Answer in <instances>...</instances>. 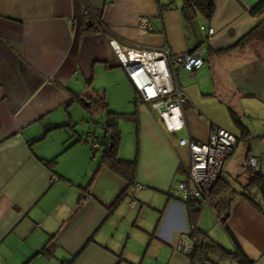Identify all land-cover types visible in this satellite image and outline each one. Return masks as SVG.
<instances>
[{"label": "crops", "instance_id": "obj_1", "mask_svg": "<svg viewBox=\"0 0 264 264\" xmlns=\"http://www.w3.org/2000/svg\"><path fill=\"white\" fill-rule=\"evenodd\" d=\"M258 1L216 0L213 18L193 28L184 20L183 0H0V264H190L180 244L192 241L194 226L236 247L207 200L192 212L172 194L176 175L188 164L177 154L186 147L189 155L179 144L186 131H167L147 102L136 104L142 115L137 180L144 187L132 188L110 211L128 182L109 167L99 168L98 152L86 141L95 125L81 103L69 100L97 89L105 91L111 108L126 105L132 91L111 37L127 50L168 44L179 53L199 47L203 66L178 75L189 96L186 129L201 141L213 125L239 137L233 107L250 133L242 147L237 142L223 172L242 173L248 154L264 171V42L235 45L264 17L250 11ZM87 3L101 15L103 30L87 25ZM142 17L151 23L147 32L140 29ZM68 122L75 126L62 125ZM122 144L120 156L133 158ZM150 146L155 159L163 153L165 161L159 168L151 158L153 172L145 170ZM228 225L252 263L264 264V212L238 196ZM48 241L49 252L37 253Z\"/></svg>", "mask_w": 264, "mask_h": 264}, {"label": "trees", "instance_id": "obj_2", "mask_svg": "<svg viewBox=\"0 0 264 264\" xmlns=\"http://www.w3.org/2000/svg\"><path fill=\"white\" fill-rule=\"evenodd\" d=\"M93 10L94 15L91 12L84 14L86 19L85 21L87 22V25H99L101 26V30H103L105 23L103 22L101 15L94 8ZM215 10L216 0H183V4L181 6L184 20L193 28L198 22H209L213 18ZM250 11L254 15H263L264 0L258 1L250 9ZM252 42H264V17L248 33L242 36L235 45L240 46ZM107 64L110 67L116 66V64L112 62H108ZM91 80L92 79L90 78L89 82ZM69 101H78L81 103L87 110L89 120L93 121L95 125V129L88 133L86 141L90 143L94 153L101 151L99 168L103 166L109 167L114 172L125 178L128 182L127 187L110 206V211H112L125 195L132 194V188H135L136 183L139 182L137 178L141 150L139 151L138 149L136 156L133 158H123L119 154L122 142V130L120 127L121 119L125 118L134 120V122L136 121L138 131L141 133V116L139 110L132 112H118L110 107L105 91L97 89H91V92L87 93H74ZM135 102L137 103L136 98ZM230 114L233 121L241 130L239 137L237 136L238 142V138H246L248 136L250 129L240 113L233 107H230ZM62 125H71L72 127L75 126L69 122ZM97 128H100L101 130L98 132ZM58 157L59 155L51 159H47V164L52 162L56 163L58 161ZM97 171L89 184L84 187L86 190H90L92 188L93 179H95ZM228 175L229 174L222 172L211 190L210 200L208 202L213 208L216 217L233 237L236 247L234 249H229L216 241L202 228L194 226L191 228L189 234L192 240L191 242L193 243V249L188 253L190 256V264H207L209 261H214L219 264L220 261L225 260L236 261L240 264H253L252 260L246 255L238 240L234 237V234L228 225V219L231 214L233 202L238 196L246 197L256 207L264 212V171L254 167L252 164V158L250 157V154H248L244 162L243 172L235 175L230 174V177ZM55 176L58 178L57 175ZM176 187L177 184H175L174 188ZM84 198L85 196L82 194L80 200ZM203 200L204 199H200L199 202L194 203L192 212L199 211L201 209V203ZM52 236L54 237L55 234ZM49 241L37 253L47 254L49 252Z\"/></svg>", "mask_w": 264, "mask_h": 264}, {"label": "built area", "instance_id": "obj_3", "mask_svg": "<svg viewBox=\"0 0 264 264\" xmlns=\"http://www.w3.org/2000/svg\"><path fill=\"white\" fill-rule=\"evenodd\" d=\"M90 12L94 15L93 8L87 3L85 13ZM150 28L149 19L142 17L140 29L147 32ZM213 32L214 27H209V33ZM110 40L136 89L137 103H150L167 131H186L179 137V144L188 147L189 163L186 165L185 178L177 181L172 194L185 201L190 209L200 199L209 201L222 166L236 147L237 135L224 127L213 125L208 139L201 141L186 129L185 105L189 96L180 85L178 75L182 70L194 72L200 69L205 63L204 49L174 53L165 44L160 47H131L127 50L116 37H111ZM256 162L253 158L252 164L255 165ZM143 187V183L137 182L135 189ZM136 203L137 198L133 195L130 205L134 206ZM180 247L190 252L193 243L185 239Z\"/></svg>", "mask_w": 264, "mask_h": 264}, {"label": "rangeland", "instance_id": "obj_4", "mask_svg": "<svg viewBox=\"0 0 264 264\" xmlns=\"http://www.w3.org/2000/svg\"><path fill=\"white\" fill-rule=\"evenodd\" d=\"M210 34V33H209ZM213 34V33H212ZM211 35V34H210ZM122 69V68H121ZM118 73V72H117ZM124 73L126 74V76H127V79H128V83H129V85H130V88H129V90L130 91H132V95L130 94L129 96H127V98L125 99L126 101H127V103H126V105H124V107H122L123 109H121V110H119V109H115L116 111H118V112H122V111H124V112H126V111H136V110H138V108H137V103L135 102V98H136V89H135V87H134V85L132 84V82H131V80H130V78L128 77V75H127V73L124 71ZM117 75V74H116ZM118 75H120V74H118ZM125 89H127L126 87H125ZM133 92H134V94H133ZM125 101V102H126ZM78 105V104H77ZM77 105L75 106V107H77ZM140 105H142V107L140 108L141 110H144L145 111V108H148V106H147V104L146 103H143V104H140ZM129 106H131V107H129ZM125 108V109H124ZM127 108H132L131 110H127ZM81 111H82V108H81ZM141 112V111H140ZM141 114V113H140ZM142 116V115H141ZM144 118H145V114H144ZM146 121H148L147 120V117H146ZM121 123H122V128H121V130H122V142H123V144L122 145H125L124 147H126V149L128 150L126 153H129V156H136V154H137V152H138V149H139V151L141 150V146H142V143H141V138H140V133H139V131H138V125H137V122L135 121L134 122V120H130V119H125V118H123V119H121ZM181 132H183V130L182 131H178L177 133L180 135L181 134ZM139 134V135H138ZM244 140H243V138H239V140H238V144L240 145L239 146V148L240 147H242V145H243V142ZM148 145H150V144H148ZM156 152L157 151H155L154 150V148H152L151 146L149 147V149H147V152L144 154L145 156H146V166H145V170L146 171H148V172H153V168L151 167V165H150V161H151V158H152V163L153 164H157V161H158V163H159V168H163L164 166H165V161H164V158H163V156H164V154L162 153V154H160L156 159H155V157H156ZM100 153H101V151H98V155L99 156H97V157H100ZM140 154H141V152H140ZM178 157L180 158V160L181 159H183L184 161H186V163H189V155H188V151H187V149H186V147H183V148H181L179 151H178ZM139 168H140V162H139ZM226 174H228V172H226V171H224ZM230 174H232V173H230ZM230 174L228 175L229 177H230ZM235 175V174H234ZM176 180H175V184H177V181L179 180V179H184L185 178V173H183V172H178V174L176 175ZM143 183V182H142ZM136 189L134 188V191H135ZM134 194V193H133ZM132 197H133V195H132ZM132 197H131V199H132ZM131 201V200H130ZM206 205H208V204H206ZM218 225H220L221 226V224L220 223H218ZM219 227V226H218Z\"/></svg>", "mask_w": 264, "mask_h": 264}, {"label": "water", "instance_id": "obj_5", "mask_svg": "<svg viewBox=\"0 0 264 264\" xmlns=\"http://www.w3.org/2000/svg\"><path fill=\"white\" fill-rule=\"evenodd\" d=\"M222 172H223V166H222V169H221V173H220V175L222 174ZM219 177H220V176H219ZM219 177H218V178H219Z\"/></svg>", "mask_w": 264, "mask_h": 264}]
</instances>
